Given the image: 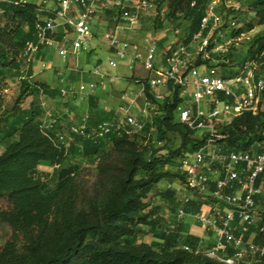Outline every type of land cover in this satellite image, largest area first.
I'll return each instance as SVG.
<instances>
[{
  "label": "trees",
  "instance_id": "obj_1",
  "mask_svg": "<svg viewBox=\"0 0 264 264\" xmlns=\"http://www.w3.org/2000/svg\"><path fill=\"white\" fill-rule=\"evenodd\" d=\"M210 1L167 0V18L183 16L187 22L183 43L189 44L199 31ZM41 7L23 0H0V83L19 74L21 50L35 39L34 25L44 17ZM249 8L256 26L263 29L254 36L247 56L264 71V0H251ZM253 23L248 24L249 30L254 29ZM211 60L198 58L194 67L211 68ZM131 80L143 85L146 101L160 110L156 120L160 140H166L167 133H177L182 150L165 157L157 156V150L147 154L141 149L143 139L138 133L97 141L73 135L66 147L56 139L55 129L48 132L40 127L43 110L37 99L50 95V88L39 82H21L12 106L0 113V141L5 142L0 153V224L11 230L10 238L0 246V264H226L205 256L198 237L185 234L181 223L169 225L161 207L151 206L159 198L174 215L180 210L194 215L204 205L198 195L183 202L174 189H157L168 179L184 184V177L163 168L200 144V138L194 139V132L178 121L181 88L169 84L170 95L160 103L154 99L148 79ZM29 96L33 99L25 106ZM262 105L256 116L243 112L221 125L223 151H260L256 145L264 143V97ZM102 122L92 119L87 127ZM76 152L94 164V191L104 195L101 202H91L86 208L80 167H62ZM41 163L54 168L46 177L53 184L51 189L39 170ZM251 233L254 245L264 249V211ZM149 235L151 243L140 241ZM235 264H264V255Z\"/></svg>",
  "mask_w": 264,
  "mask_h": 264
},
{
  "label": "built area",
  "instance_id": "obj_2",
  "mask_svg": "<svg viewBox=\"0 0 264 264\" xmlns=\"http://www.w3.org/2000/svg\"><path fill=\"white\" fill-rule=\"evenodd\" d=\"M48 1L52 6L39 10L45 16L34 25L35 39L26 42L21 50V76H27L35 58L44 48H55L63 59L86 52L97 26L96 17H110L112 26L109 28L110 22L105 19L109 25H106L103 37L109 51L118 60H108L111 68L116 69L119 62L129 60L131 66L140 63L146 72L156 74V78L148 79V86L158 102L162 96L154 93L156 88L169 91L168 85L171 84L182 91L190 87L191 103L195 108L177 109L176 114L178 121L198 135L200 144L194 151L184 153L179 165L190 192L185 202L192 200V195L202 199L204 205L199 213L194 214V218L216 235V244L202 253L226 264L251 260L259 253L264 255V249L260 250L254 245L251 233L252 227L260 219V208H264V143H258L256 146L260 151L253 153L225 152L219 145V141L225 138L221 133V125H225L224 118H234L243 112L256 116L262 111L264 75L258 74V66L253 60L246 61L237 74L227 78L215 76L216 70L213 68L194 67L198 58H211V42L208 38L211 31L223 26L235 28L237 25L234 19H226L225 14L217 11L221 1L211 0L202 17L200 29L192 36L190 43L176 42L167 51L166 63L161 61L160 53L158 64L155 62L158 47L154 42L142 47L127 37L136 33L148 17L165 21L169 13L167 0ZM225 6L232 11H239L238 7ZM55 34H59L60 39H54L52 35ZM191 48L198 50L195 61ZM220 51L228 52V49L221 45L212 50L216 53ZM199 69L202 70L201 74H197ZM96 86L104 87L106 83L102 79L91 84L92 88ZM60 92L62 96L68 94L65 89ZM128 96L129 93L124 92L122 100ZM156 106L146 101V106L141 110L142 119L123 109L124 115L119 121H105L92 129L87 127L85 119L81 123H74L70 115L69 137L77 135L97 141L124 133H142L145 121L152 120L151 110ZM56 124L57 118L45 113L40 127L52 132ZM55 137L66 147L70 145V138L65 139L58 134ZM222 205L225 208L221 210ZM179 215L186 214L180 210Z\"/></svg>",
  "mask_w": 264,
  "mask_h": 264
},
{
  "label": "rangeland",
  "instance_id": "obj_3",
  "mask_svg": "<svg viewBox=\"0 0 264 264\" xmlns=\"http://www.w3.org/2000/svg\"><path fill=\"white\" fill-rule=\"evenodd\" d=\"M28 3H32L35 5H44L42 4L45 0H25ZM48 1V0H46ZM222 4H219L217 11L226 15V19H234L237 23L235 28H228L227 26H223L218 28L215 31H211L208 35V38L211 42L209 46V50L211 53L212 60L210 64L212 65L211 68L216 70L215 76L219 77H230L239 72L242 65L246 61H251L248 58L247 53L248 49L251 46V42L256 34L262 31L263 27L256 26V23L253 19V14L250 11L249 4L251 0H220ZM227 6H235L239 8V11H232L227 9ZM105 19L109 20L110 26L113 20L110 17H106ZM254 22V29L249 30L248 24ZM145 24V25H144ZM187 27V22L184 20L183 16H178L175 18H167L165 21H155L153 17H148L147 21L142 23L140 29L137 32H141L143 35L148 37L147 40H141L137 44L142 47H146L150 45V41L154 42L155 45L158 47L156 52L155 62L159 60V56L161 53V61L166 63V55L167 51L170 47H172L176 42L181 41V37L185 33V29ZM241 31L242 33L239 36H234V32ZM150 40V41H149ZM93 44L97 47V51L92 55H87L85 53H81L78 57V61L70 60L68 57L67 59H63L55 49H49L48 55L44 62L51 63L52 67H62L64 66L65 62L70 63L71 65L77 64L78 66L92 68L97 60H100L101 63L99 64L100 71L106 75L105 76V83L108 86L109 78H116L117 79V69L111 68L108 65V59H114L116 61L117 58L114 55H110L106 52L105 46L100 43L99 40H92ZM134 42V41H133ZM136 43V42H135ZM224 46L228 49V52H212L213 48L216 46ZM191 53L194 55V61L198 56V50L196 48H191ZM43 60L42 57L37 56L36 60ZM22 62V61H21ZM120 64V62H119ZM258 74L264 75V71H262V67L258 63ZM202 70H197V74H201ZM118 80V79H117ZM121 81L118 80V83ZM20 90V80L18 76L14 78L12 81L8 82L5 87H3L2 91L5 93L2 98L0 97L3 105L6 108H10L14 103L15 99ZM1 91V92H2ZM125 92V91H123ZM182 98L183 102L178 107L179 110L183 109H194L195 106L191 103V94H190V87L184 88L182 91ZM154 93H157L162 96V99H159L160 102H163L166 97L170 95L169 91L163 92L161 88H156ZM30 101L27 100L26 103ZM39 102L41 100H38ZM202 108L204 105H201ZM54 107V106H53ZM52 109V107H51ZM177 111V112H178ZM152 112V120L145 121V129L141 134V149L146 152L147 154L152 153L154 150H157V156L165 157L169 155L172 151H176L178 149L182 150L181 147V139L177 133H167L166 140H160L158 133H157V118L161 116L159 108L156 106L151 110ZM55 115L58 116L57 111H53ZM177 115V114H176ZM233 117H226L223 120V123L226 125L232 121ZM145 137V138H143ZM194 139H198V135L194 134ZM1 139V136H0ZM5 142L2 140L0 141V153L4 151ZM180 160V159H179ZM179 160H175L167 164L163 171L179 175L183 177L182 172L180 170ZM68 166H79L80 167V182L84 188L83 197L85 199L84 206L85 208L91 202L99 203L103 198V194L100 191H94L95 189V182L97 176V170L91 162L84 160L78 152H76L73 156L68 158V161L62 167ZM40 171L44 173L43 176L46 180V177H49L53 174L54 168L47 163H41L39 166ZM184 179V178H183ZM184 184L181 183L179 180H164L157 185V189L159 190H166V189H174L177 192L178 199L185 201L186 198V191L188 188L185 184V179L183 180ZM47 187L51 189L53 184L51 181L47 180ZM195 195H192V199ZM149 201V200H148ZM151 206H160L161 213L169 222V225L173 226L176 223H181L183 232H191L194 231L198 233L200 231V223L195 220V218L191 215L187 216H180L179 213L174 215L171 213L167 205L156 198L152 200ZM225 208V205L221 206V210ZM261 211H264V208H260ZM257 223V222H256ZM255 223V226H256ZM204 229V228H203ZM207 234V231H206ZM11 236V230L4 224H0V246H2ZM140 241H144L147 243H151L152 237L146 236L142 237Z\"/></svg>",
  "mask_w": 264,
  "mask_h": 264
},
{
  "label": "crops",
  "instance_id": "obj_4",
  "mask_svg": "<svg viewBox=\"0 0 264 264\" xmlns=\"http://www.w3.org/2000/svg\"><path fill=\"white\" fill-rule=\"evenodd\" d=\"M25 1V0H23ZM26 2V1H25ZM41 8L51 7L50 1H44ZM45 16V14H44ZM105 15H98L96 17L97 26L95 28L93 37L89 39V47L86 52L87 55H92L97 51V47L93 44L92 40H99L102 45L105 46L106 52L113 55L108 48V45L103 37V32L107 29L109 22L107 24ZM147 18L144 20V23ZM107 25V26H106ZM54 39H60L59 34L52 35ZM127 39L131 42L138 43L141 40H147L148 37L143 35L141 32H136L128 35ZM150 41V40H149ZM151 42V41H150ZM55 49L53 47H47L41 50L37 55L43 58V60H34L28 73L30 76L22 77L20 72L15 77L4 80L0 83V97L5 94L2 89L5 85L12 81L18 76L20 84L22 81L27 82H39L47 85L50 88V95L39 96L38 101L41 109L43 110V117L45 113L54 115L57 118V124L54 127V131L58 135H62L65 139L70 138V143L73 137H69L68 130L71 125L69 116L72 115L74 123H81L83 119L86 120V124L91 125V120L99 119L103 122H116L123 118V109H127L128 114L135 116L138 119H142L141 110L146 106L145 96L143 93V85L138 82V80H131L132 77L135 79H149L156 78V74H149L146 72L140 63H136L131 66L130 61L126 60L120 62L117 71V79L121 81L118 83L116 78H109L113 81L108 82V86L91 87L92 83L104 80L105 76L99 69L100 60L96 61V64L92 68L78 66L77 64L71 65L70 63H64L62 67H52L51 63H45L44 60L48 55L49 49ZM56 50V49H55ZM57 51V50H56ZM78 57H70V60L78 61ZM111 59V58H109ZM108 59V60H109ZM159 60L157 61V64ZM201 69V68H200ZM65 89L68 91L66 96H62L61 90ZM163 92H166L164 88H161ZM2 91V92H1ZM123 91L128 92L129 96L124 101L122 100ZM20 93V90H19ZM18 93V95H19ZM17 95V96H18ZM182 97V96H181ZM32 101V97H27L25 99V106L27 100ZM1 110L7 109L1 99ZM54 106V107H53ZM52 107V109H51ZM57 111L58 116L52 113ZM40 170V169H39ZM186 196H190V192L186 191ZM202 200V199H201ZM189 216V215H187ZM194 217V215H191ZM200 226V231L195 233L184 232L185 234L193 235L198 237L200 240V249L203 251L212 248L216 244V235L210 230L205 229L202 225ZM204 228V229H203ZM207 231V234H206Z\"/></svg>",
  "mask_w": 264,
  "mask_h": 264
}]
</instances>
